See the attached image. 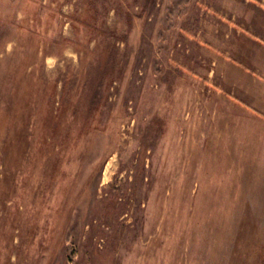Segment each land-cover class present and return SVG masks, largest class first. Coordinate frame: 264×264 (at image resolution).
Here are the masks:
<instances>
[{
    "label": "rangeland",
    "instance_id": "374dc122",
    "mask_svg": "<svg viewBox=\"0 0 264 264\" xmlns=\"http://www.w3.org/2000/svg\"><path fill=\"white\" fill-rule=\"evenodd\" d=\"M0 264H264V0H0Z\"/></svg>",
    "mask_w": 264,
    "mask_h": 264
}]
</instances>
